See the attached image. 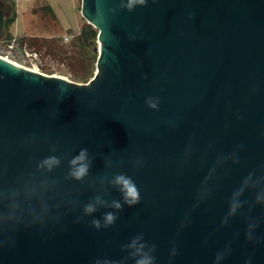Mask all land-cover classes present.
Returning <instances> with one entry per match:
<instances>
[{
    "label": "water",
    "instance_id": "95a60500",
    "mask_svg": "<svg viewBox=\"0 0 264 264\" xmlns=\"http://www.w3.org/2000/svg\"><path fill=\"white\" fill-rule=\"evenodd\" d=\"M119 3L83 0L84 17L100 31L92 45L101 73L89 85L0 57L3 179H40L36 162L53 154L52 145L62 160L48 174L56 183L47 193L60 222L5 231L2 238L13 242L0 246V264L119 261L128 255L123 245L141 233L156 245V264H214L228 245L221 264H245L249 256L264 264L260 206L250 213L260 243L245 239L247 206L221 223L232 192L264 165V0H148L132 12ZM4 22L0 7V27ZM149 96L160 98L158 111L147 107ZM81 148L93 160L86 182L66 180L68 160ZM234 151L239 163L216 165L218 155ZM117 173L132 177L140 203L125 205L112 226L96 230L91 220L103 222L115 210L83 216V206L97 194L122 202L108 183ZM202 186L209 188L203 195Z\"/></svg>",
    "mask_w": 264,
    "mask_h": 264
},
{
    "label": "clouds",
    "instance_id": "9594fccd",
    "mask_svg": "<svg viewBox=\"0 0 264 264\" xmlns=\"http://www.w3.org/2000/svg\"><path fill=\"white\" fill-rule=\"evenodd\" d=\"M155 2V0H153ZM148 0H120L119 8L127 10L128 12L134 11L138 6H146ZM112 13L117 11L116 8L110 10ZM139 31V29H137ZM136 37L130 36L129 39ZM143 37L141 36V39ZM60 96L58 101L63 98L65 89H59ZM145 103L148 108L152 110H159L160 98L149 96L146 98ZM58 112V108L56 110ZM56 112H54V115ZM174 126V125H173ZM30 140H35L36 136L28 137ZM243 147V146H241ZM49 151L53 154L43 157L36 162V170L40 173L38 180H26L23 183L8 182L3 179V172H0V246L5 243L13 242L3 239L5 231H15L16 228L23 223L25 227L39 226L45 227L49 222L56 225L60 222L58 215L52 214V206L49 205L48 200L50 197L47 195L49 189L54 187L56 181L48 174L53 173L55 169L59 168L62 160L54 153L57 147L52 145ZM186 151H192V146L189 144ZM229 160L232 163H239V157L236 151L231 154L218 155L216 158V165L227 163ZM92 158L90 157L87 148H81L75 156L68 160V171L65 176L66 180H74L77 182H86L92 165ZM136 167L142 165V160L135 161ZM106 162V166L110 165ZM216 171L213 166L209 169L206 180L212 176ZM106 179V177H105ZM108 183L115 187L121 197V200L113 199L110 202L104 198L102 194H97L88 203L83 206V216H91L96 213L100 208H111L115 211L105 212L103 215V222L100 219H92L91 226L96 230L101 228H108L112 226L118 219L117 213L123 209L125 205L131 207L140 203L141 195L138 186L132 177L117 173L108 180ZM209 191V188L202 186L200 194L203 195ZM246 192L254 193L253 199L248 201L243 199ZM247 206V212L244 213L246 222L245 239L246 241H255L260 243V239L256 237V231L259 227V221L251 217L250 213L254 208L260 206L264 211V165H261L259 172L256 170L250 171L241 181L229 197L228 211L222 220V225H228L229 221L235 217L242 209ZM82 219V217L78 218ZM123 250L127 252V257L117 261L110 258H98L94 264H126L127 259H131L133 264H156L154 252L156 245L149 244L143 234H137L128 243L123 245ZM231 246H226L222 251L216 253L214 264H221L226 256L230 253ZM176 255V249L173 247L170 251V257ZM245 264H252V257L249 256Z\"/></svg>",
    "mask_w": 264,
    "mask_h": 264
},
{
    "label": "rangeland",
    "instance_id": "374dc122",
    "mask_svg": "<svg viewBox=\"0 0 264 264\" xmlns=\"http://www.w3.org/2000/svg\"><path fill=\"white\" fill-rule=\"evenodd\" d=\"M9 2L13 10L7 14V33L0 35V56L40 74L84 86L100 75L99 54L90 44L99 42L100 31L84 17L83 0ZM42 3L50 4L59 19H54L49 7L35 12ZM88 26L90 32L84 33Z\"/></svg>",
    "mask_w": 264,
    "mask_h": 264
},
{
    "label": "flooded vegetation",
    "instance_id": "af4514ba",
    "mask_svg": "<svg viewBox=\"0 0 264 264\" xmlns=\"http://www.w3.org/2000/svg\"><path fill=\"white\" fill-rule=\"evenodd\" d=\"M0 7L5 16V22L3 26L0 27V35H5L7 33V14H11L13 4L9 2V0H0Z\"/></svg>",
    "mask_w": 264,
    "mask_h": 264
},
{
    "label": "crops",
    "instance_id": "0c3cea01",
    "mask_svg": "<svg viewBox=\"0 0 264 264\" xmlns=\"http://www.w3.org/2000/svg\"><path fill=\"white\" fill-rule=\"evenodd\" d=\"M45 7H49L50 13L52 14V16L54 17L55 20H58L59 19L57 13L54 12V9L48 3L47 4L46 3H42L41 6L34 8V11L35 12H38V10H41V8H45ZM80 28H81V23L79 24V29L77 30V32L80 30Z\"/></svg>",
    "mask_w": 264,
    "mask_h": 264
},
{
    "label": "trees",
    "instance_id": "16d2710c",
    "mask_svg": "<svg viewBox=\"0 0 264 264\" xmlns=\"http://www.w3.org/2000/svg\"><path fill=\"white\" fill-rule=\"evenodd\" d=\"M14 21H15V19H14ZM90 27L88 26V27H86L85 29H84V33H88V32H90ZM91 45H92V42L90 43Z\"/></svg>",
    "mask_w": 264,
    "mask_h": 264
},
{
    "label": "bare ground",
    "instance_id": "6f19581e",
    "mask_svg": "<svg viewBox=\"0 0 264 264\" xmlns=\"http://www.w3.org/2000/svg\"><path fill=\"white\" fill-rule=\"evenodd\" d=\"M1 58H4V59H7V60H10L11 62H14V61H12L11 59H9V58H6V57H2V56H0ZM15 63V62H14ZM15 64H17V63H15ZM31 70H33L34 72H37V69L35 70V69H31Z\"/></svg>",
    "mask_w": 264,
    "mask_h": 264
},
{
    "label": "built area",
    "instance_id": "2783aa9c",
    "mask_svg": "<svg viewBox=\"0 0 264 264\" xmlns=\"http://www.w3.org/2000/svg\"><path fill=\"white\" fill-rule=\"evenodd\" d=\"M67 40H69V37H66Z\"/></svg>",
    "mask_w": 264,
    "mask_h": 264
}]
</instances>
